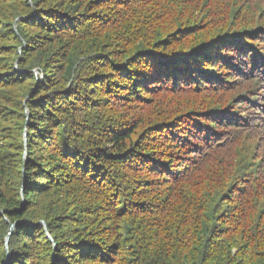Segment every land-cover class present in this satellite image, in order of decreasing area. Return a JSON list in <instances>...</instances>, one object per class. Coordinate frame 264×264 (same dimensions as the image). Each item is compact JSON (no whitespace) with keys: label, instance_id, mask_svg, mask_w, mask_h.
<instances>
[{"label":"trees","instance_id":"obj_1","mask_svg":"<svg viewBox=\"0 0 264 264\" xmlns=\"http://www.w3.org/2000/svg\"><path fill=\"white\" fill-rule=\"evenodd\" d=\"M0 264H264V0H0Z\"/></svg>","mask_w":264,"mask_h":264},{"label":"water","instance_id":"obj_2","mask_svg":"<svg viewBox=\"0 0 264 264\" xmlns=\"http://www.w3.org/2000/svg\"><path fill=\"white\" fill-rule=\"evenodd\" d=\"M24 137H26V133L24 134ZM40 223L45 227V225H44V223H43V221H40ZM13 225L14 224H10L9 225V233L7 234V236H6V238H5V244L7 243V241H8V238H9V235L13 232ZM7 245V244H6Z\"/></svg>","mask_w":264,"mask_h":264},{"label":"rangeland","instance_id":"obj_3","mask_svg":"<svg viewBox=\"0 0 264 264\" xmlns=\"http://www.w3.org/2000/svg\"><path fill=\"white\" fill-rule=\"evenodd\" d=\"M257 0H255V3H256ZM259 4V3H258Z\"/></svg>","mask_w":264,"mask_h":264}]
</instances>
